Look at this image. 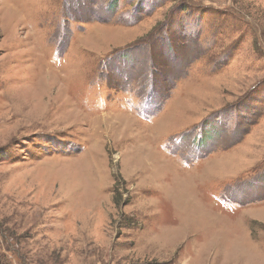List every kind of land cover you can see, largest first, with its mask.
<instances>
[{
    "label": "rangeland",
    "instance_id": "374dc122",
    "mask_svg": "<svg viewBox=\"0 0 264 264\" xmlns=\"http://www.w3.org/2000/svg\"><path fill=\"white\" fill-rule=\"evenodd\" d=\"M0 264H264V0H0Z\"/></svg>",
    "mask_w": 264,
    "mask_h": 264
}]
</instances>
